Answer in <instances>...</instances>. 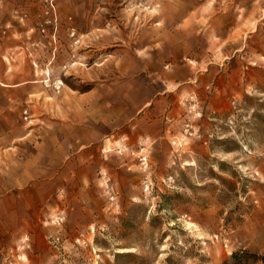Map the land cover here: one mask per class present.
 <instances>
[{
  "label": "rangeland",
  "instance_id": "obj_1",
  "mask_svg": "<svg viewBox=\"0 0 264 264\" xmlns=\"http://www.w3.org/2000/svg\"><path fill=\"white\" fill-rule=\"evenodd\" d=\"M60 1L71 0L38 1L36 65L48 89L85 92L95 84L72 70L82 60L89 68L102 50L60 16ZM184 4L190 9L176 18ZM119 9L132 12L129 49L148 65L154 113L156 95L164 99L165 139L137 156L136 177L108 171L86 178L84 192L59 191L53 209H18L30 213L18 232L0 215V264H223L239 250L264 255V0H129ZM125 47L119 39L102 58ZM60 53L77 66L59 64Z\"/></svg>",
  "mask_w": 264,
  "mask_h": 264
},
{
  "label": "crops",
  "instance_id": "obj_2",
  "mask_svg": "<svg viewBox=\"0 0 264 264\" xmlns=\"http://www.w3.org/2000/svg\"><path fill=\"white\" fill-rule=\"evenodd\" d=\"M38 1L0 0V215L5 224L13 225L14 233L30 220V213L18 209H53L59 191L84 192L89 183L86 178L108 171L114 176L120 171V177H136L137 156L148 154L150 146L158 152L165 139L164 119L158 115L164 99L156 95L154 113L148 65L129 49L133 15L119 9L129 0L59 2L60 16H71L78 32L88 35L94 48L104 51L119 39L127 46L103 58L102 51L97 55L93 50L96 62L86 69L83 60L79 64L74 59L63 61L59 58L64 55L58 54L59 64H78L72 70L75 78L95 84L85 92L66 87L60 93L46 87L44 69L36 65L37 45L42 44L35 35ZM190 6L184 4L176 18ZM168 7L160 3L159 10ZM112 13L114 19H110ZM117 18L125 19L126 25L122 27ZM61 33L64 42L70 43L67 31ZM140 39L143 43L144 36ZM51 54L49 62L53 63L57 58ZM129 64L136 65L132 76ZM117 73L126 81L123 86ZM118 154L126 162L118 165ZM18 217L23 220L16 222Z\"/></svg>",
  "mask_w": 264,
  "mask_h": 264
},
{
  "label": "trees",
  "instance_id": "obj_3",
  "mask_svg": "<svg viewBox=\"0 0 264 264\" xmlns=\"http://www.w3.org/2000/svg\"><path fill=\"white\" fill-rule=\"evenodd\" d=\"M223 264H264V255L252 254L246 250L233 252Z\"/></svg>",
  "mask_w": 264,
  "mask_h": 264
},
{
  "label": "bare ground",
  "instance_id": "obj_4",
  "mask_svg": "<svg viewBox=\"0 0 264 264\" xmlns=\"http://www.w3.org/2000/svg\"><path fill=\"white\" fill-rule=\"evenodd\" d=\"M89 10V9H88Z\"/></svg>",
  "mask_w": 264,
  "mask_h": 264
}]
</instances>
